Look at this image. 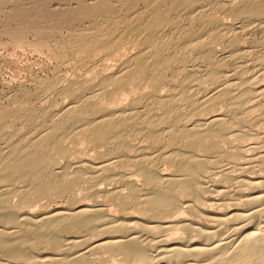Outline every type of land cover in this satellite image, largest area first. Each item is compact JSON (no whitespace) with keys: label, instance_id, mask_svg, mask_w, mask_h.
Returning <instances> with one entry per match:
<instances>
[{"label":"bare ground","instance_id":"bare-ground-1","mask_svg":"<svg viewBox=\"0 0 264 264\" xmlns=\"http://www.w3.org/2000/svg\"><path fill=\"white\" fill-rule=\"evenodd\" d=\"M168 1L159 4L164 18L157 21L159 10L152 15L157 26L149 32L151 43L176 25L174 12L190 13L193 2L230 5L242 21L237 28L211 14L194 16L204 27L185 33L191 41L184 49L159 59L151 48L140 70L130 66L142 54L102 78L101 85L160 83L178 66L184 75L169 84L174 95L155 85L123 108L118 86L114 107L86 97L93 85L83 81L59 91L74 100L59 109L14 101L21 104L17 111L6 114L9 105L0 110V264H264V87L242 81L243 71L231 80L221 72L225 57L218 56L216 40L206 46L218 34L230 49L239 47L244 20L264 17V0L256 6L250 0H187L190 5L170 10ZM191 51L206 63L205 73L186 68ZM199 78L205 87L221 85L213 92L200 88L208 92L200 102L190 85ZM141 102L154 108L139 111ZM156 108L163 113L154 114ZM27 121L36 126L21 134L25 126L16 124ZM83 141L94 151L91 158ZM215 201L225 209L206 208ZM39 203L42 209L33 210ZM102 250L108 256H96Z\"/></svg>","mask_w":264,"mask_h":264},{"label":"rangeland","instance_id":"rangeland-1","mask_svg":"<svg viewBox=\"0 0 264 264\" xmlns=\"http://www.w3.org/2000/svg\"><path fill=\"white\" fill-rule=\"evenodd\" d=\"M163 1L0 0V110L9 105L12 107L9 111L6 110V114H9L11 110L17 111L21 104L25 105L24 107L32 105L33 108L39 110L42 106H52L53 103L58 105L55 107L59 109L61 106L69 105L74 101L69 95H60L63 89L71 83H78L76 85L79 86L80 82L84 84L86 81L93 85L92 90L86 89V97L93 98L94 102L96 100H100L98 102L103 101L108 106L115 105L112 100L114 98L112 90H118L120 86L119 91L123 92L119 96L117 105L121 107H128L133 98L138 99L141 96L145 97L151 94L157 86H160L161 94L174 95L176 91L169 84H173L172 80L176 82L184 75L177 72L178 66H173V70L171 69L167 74L168 79L165 78L160 83L148 79L143 82L125 79L121 83L130 82L131 85H124V83H105L106 85H101L102 78H104V75L106 77V75L118 73L126 60L142 54V56H137V60L134 59L135 61L130 66V69L135 72L140 70L145 66L143 63L144 54L151 48L156 52L159 59L166 58L171 49H184L191 41V37H187L185 33L187 31L193 33L196 31L197 33V31L203 30L204 27V24L202 25V22L197 21L194 16L211 14L222 22L231 23L237 28L240 27L242 21L237 19L230 5L223 6L219 4L214 6V4L209 5L204 1L193 2V7L191 6L193 9L190 10V13H173L172 17L176 19V25L164 28L163 31L166 36L159 42L152 41L153 44H157L155 46L151 43L150 33L157 25L152 22L151 18L158 10L160 12L159 4L162 5L161 2ZM169 1L166 7L168 10L179 8V6H188L191 2L187 0ZM261 1L250 0L249 5L256 6ZM239 2L245 3L247 0H239ZM163 11L157 13L158 16L155 15L158 17L157 21L164 18L160 16ZM244 21H246L248 27L245 31L238 32V37L240 36L239 47L230 49L228 46L229 40L224 38V35L218 34H213L211 39H207L206 46L210 47L211 41L215 42L216 40L218 56L225 57V64L221 72L226 73L227 77L236 80L240 76V72L243 71L245 77L241 78L242 81L247 82L248 80L247 83H250L248 85H251L254 89H260L264 87V17L259 20L248 19ZM177 31L178 33H176ZM181 32H184V34ZM118 45L121 47L116 50L115 48ZM188 55L191 57V61L186 64L188 70H197L200 73H205L208 70L206 63L198 56L197 52L192 53L191 51V53L188 52ZM250 75H252L251 78ZM83 81L85 82L82 83ZM190 85L197 92L199 102L205 93L204 91V93L199 92L200 88L213 92V90L216 91L221 87L219 84L211 85L209 83L205 87L204 78H199ZM61 89L62 91H60ZM100 89L102 91H99ZM106 89L110 90L105 92ZM23 92L28 95L26 96ZM99 94L102 96L100 99ZM35 95L36 97H34ZM96 95L98 98L95 99L94 96L97 97ZM38 96H40V99ZM14 101L22 103L18 105ZM152 105L151 102H143L136 108L139 111H144L145 108L148 110L154 108ZM223 109L221 107L218 110L221 112ZM156 110H153L154 114L163 113L161 108H158L157 111L159 112ZM210 115H213V113ZM16 126L19 128L25 126L21 134H26L31 132L32 127L36 126V122H18ZM136 143L145 144L141 139L136 140ZM69 144H71L70 140ZM85 144L86 147L83 146ZM82 146L85 152L88 151L87 156L94 155V151L89 149L90 147H88L86 141L82 142ZM1 147H5V143H1ZM89 157L85 156V159L87 160ZM163 170L168 173L169 168H163ZM239 173L236 172V174ZM216 178L220 180L222 177L216 176ZM106 186L104 185V187ZM107 187H114V182ZM216 200H220V197H216ZM219 204L220 202L215 201L211 204L213 207L208 205L206 208L213 209L215 205L214 210L225 209L221 208ZM108 205L112 211L117 210L115 206H112L113 204L109 203ZM40 209H42L40 203L33 208V210ZM199 219L202 222L214 224L206 217H200ZM104 251H100L96 256H108V254H104ZM115 262V259H111L108 264H114Z\"/></svg>","mask_w":264,"mask_h":264}]
</instances>
